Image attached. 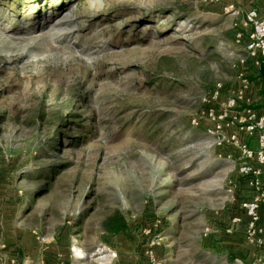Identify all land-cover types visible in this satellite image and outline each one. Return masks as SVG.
I'll return each mask as SVG.
<instances>
[{
    "label": "rangeland",
    "instance_id": "1",
    "mask_svg": "<svg viewBox=\"0 0 264 264\" xmlns=\"http://www.w3.org/2000/svg\"><path fill=\"white\" fill-rule=\"evenodd\" d=\"M223 3L0 0V264L20 230L72 264H240L212 228L233 166L205 111L248 65Z\"/></svg>",
    "mask_w": 264,
    "mask_h": 264
},
{
    "label": "crops",
    "instance_id": "2",
    "mask_svg": "<svg viewBox=\"0 0 264 264\" xmlns=\"http://www.w3.org/2000/svg\"><path fill=\"white\" fill-rule=\"evenodd\" d=\"M223 1V11L235 18L239 25L236 36L239 39L236 42H242L245 48L251 33L250 27L245 23V16L249 11L255 10L260 18H264V0ZM244 69L249 87L235 109L237 112L231 113L228 119L231 123L224 128L223 133L225 136L236 135L239 143L255 150L257 135L241 131L239 122L245 119L248 111H254L258 115L264 114V61L255 63L248 58V65ZM239 86L238 83V88ZM222 92H226L225 89L221 90V94ZM224 156L233 166L230 175L231 195L228 203L213 218V231L219 229L223 244L229 251L237 253L240 264H264V201L259 205L258 220L252 229L249 226V217L241 208L243 202L252 200L258 192L264 193V164L250 161L249 165L256 174L247 177L239 171L242 163L240 152L230 143L224 144ZM12 240L13 248L7 245L9 249H14L15 254L8 260V264H72L68 250L63 255L54 242L45 245L37 236L23 233L21 230Z\"/></svg>",
    "mask_w": 264,
    "mask_h": 264
},
{
    "label": "built area",
    "instance_id": "3",
    "mask_svg": "<svg viewBox=\"0 0 264 264\" xmlns=\"http://www.w3.org/2000/svg\"><path fill=\"white\" fill-rule=\"evenodd\" d=\"M245 23L251 29L245 46L247 57L255 63L264 61V18H260L255 10H251L245 16ZM238 80L240 86L234 97L227 99L218 110L211 108L205 111L206 118L212 123L206 133L209 137L220 136L219 138L217 137L220 142L223 144L230 143L240 152L242 163L239 171L241 175L249 177L256 174V171H253L249 165L250 161L254 160L258 164H264V114L258 115L254 111H248L245 119L240 122L238 121L241 131L250 135H257V148L255 150H251L245 144L239 143L236 135H224V128L228 127L231 123V121H228L232 113L231 110L236 109L249 87V81L245 76L239 75ZM221 90L222 86L217 84L204 101H218ZM262 201H264V193L258 192L252 200L241 204L242 210L250 219L249 226L251 229L258 220L257 211Z\"/></svg>",
    "mask_w": 264,
    "mask_h": 264
},
{
    "label": "trees",
    "instance_id": "4",
    "mask_svg": "<svg viewBox=\"0 0 264 264\" xmlns=\"http://www.w3.org/2000/svg\"><path fill=\"white\" fill-rule=\"evenodd\" d=\"M104 229L110 234H118L125 230L126 223L120 213L116 212L104 223Z\"/></svg>",
    "mask_w": 264,
    "mask_h": 264
}]
</instances>
